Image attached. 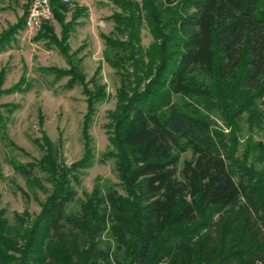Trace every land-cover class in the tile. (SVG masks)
<instances>
[{
    "label": "trees",
    "instance_id": "1",
    "mask_svg": "<svg viewBox=\"0 0 264 264\" xmlns=\"http://www.w3.org/2000/svg\"><path fill=\"white\" fill-rule=\"evenodd\" d=\"M110 1L120 10L111 16L114 30L125 36L101 35L120 76L107 125L112 149L104 154L118 182L97 176L77 198L75 184L92 165L94 102L105 93L97 70L86 81L63 51L68 68L46 70L86 97L83 155L67 166L42 133L37 160L9 159L27 189L45 197L34 218L16 213L15 224L0 209V264H264V193L236 183L212 121L264 104V0ZM50 3L65 40L83 8ZM25 14L0 39V53ZM143 24L152 36L146 48ZM53 29L42 23L39 36L55 38ZM4 128L0 112L2 136Z\"/></svg>",
    "mask_w": 264,
    "mask_h": 264
},
{
    "label": "rangeland",
    "instance_id": "2",
    "mask_svg": "<svg viewBox=\"0 0 264 264\" xmlns=\"http://www.w3.org/2000/svg\"><path fill=\"white\" fill-rule=\"evenodd\" d=\"M29 0H0V39L10 33L28 9ZM83 8L72 23L68 38L61 40V27L53 21L55 38L39 36L24 27L7 43L0 53V112L4 117L5 135L0 133V209L11 224L15 214L34 218L39 213V202L45 194L27 189L24 179L9 163L10 158L21 162L37 160L42 150L38 146L42 133L55 144L58 157L67 166L83 155L81 126L86 112V97L79 85L65 88L68 77L56 78L49 67L68 68L63 51L79 61L85 80L96 79L104 85L105 96L94 102L90 128L92 165L80 175V185L75 184L77 198L82 199V189L91 191L94 179L118 182L114 159L104 154L112 149L108 140L109 114L116 106V91L120 76L107 62L113 54L105 47L101 35L124 40L125 36L114 30L113 13L120 10L110 0H77ZM70 18L67 13L65 21ZM102 23V24H101ZM152 41L148 27L140 28V43L146 48ZM21 81V90L11 88ZM92 89V84L88 83ZM231 121L220 115L212 116L215 127L222 134L227 163L234 172L236 183L256 186L264 193V104L259 99L256 109L232 116ZM187 150L180 155V164L189 159ZM34 173L43 177L38 169ZM49 187V184H46Z\"/></svg>",
    "mask_w": 264,
    "mask_h": 264
},
{
    "label": "built area",
    "instance_id": "3",
    "mask_svg": "<svg viewBox=\"0 0 264 264\" xmlns=\"http://www.w3.org/2000/svg\"><path fill=\"white\" fill-rule=\"evenodd\" d=\"M69 9L77 5V0H60ZM54 21L50 0H29L25 14L24 28L30 32L40 30L42 23ZM102 24V23H101Z\"/></svg>",
    "mask_w": 264,
    "mask_h": 264
}]
</instances>
